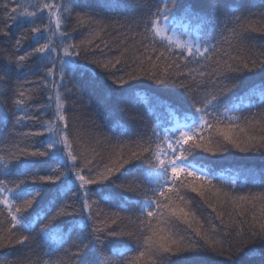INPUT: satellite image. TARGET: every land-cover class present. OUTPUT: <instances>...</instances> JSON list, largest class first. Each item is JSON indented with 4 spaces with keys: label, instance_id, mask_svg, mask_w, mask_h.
<instances>
[{
    "label": "snow or ice",
    "instance_id": "6c2138e0",
    "mask_svg": "<svg viewBox=\"0 0 264 264\" xmlns=\"http://www.w3.org/2000/svg\"><path fill=\"white\" fill-rule=\"evenodd\" d=\"M195 2L188 0L177 11L178 0H159V6L147 10L141 21L143 32L138 34L139 48L147 55H138L139 48L123 43L114 57L108 55L112 46L103 42L109 25L101 12L121 10L122 0L0 3V37H9L13 23L27 24L30 37L23 34L16 38L14 49L19 52L25 42L32 41L22 55L9 57V63L18 73L36 76L34 81L17 82L13 90V129L31 123L34 130L22 133L17 143L0 154V216L6 212L8 223L5 230V221L0 219V250L20 245L31 253L35 242L31 234L37 228L44 255H54L70 241L74 249L65 250V257L56 261L29 255L18 264H167L178 253L223 257L225 242L228 256L218 264H252L257 248H248L249 243L259 246V264H264V192L234 195L226 190L254 181L256 172L230 169L225 181L211 167L194 163L198 150L211 156L229 149L264 155V113L259 118L253 114L251 119L235 114L257 106L253 97L264 104V81L242 94L234 92L245 73L264 71V53H252L245 43L255 34L264 36V13H246L234 0H206L207 10H198ZM76 8L83 11L76 12ZM73 16L75 25L71 24ZM69 27L72 31L65 30ZM81 27L91 31L89 38L77 43L73 33ZM32 60L38 65L35 72L28 68ZM192 63L197 69L188 68ZM128 64L134 65L132 71L118 76ZM77 73H90V85L113 96L126 95L133 103H147L148 97L137 92L131 81L147 77L156 85H176L184 77L192 83L180 82L178 86L191 97V103L186 108L167 105L168 119L156 116L150 131L138 132L135 140L112 142L98 132L85 136L69 114L75 101L69 99L74 93L67 85ZM25 84L35 87L26 88ZM39 89L44 90L43 103H36ZM124 111L131 121L140 119L138 114ZM114 115L113 109H105V118L112 120L110 130L128 136L129 127ZM0 120L7 123L3 114ZM36 138V143H29ZM260 175L264 181V169ZM217 179L226 187L214 183ZM49 190H54V196L45 208L26 215L41 193ZM189 191L198 194L213 212L218 207L225 209L218 213L225 239H217V227L206 228L196 216L191 201L182 194ZM94 193L100 199H93ZM128 193H134L135 199H129ZM58 199H74L80 206L57 205ZM101 202L121 208L135 205L138 215L132 219L107 212ZM53 208L55 214L49 219L47 212ZM225 217L229 223H224ZM61 218L68 220L66 229L53 224ZM43 219L48 223L41 226ZM178 224L185 226L187 235L177 231ZM73 233L76 240H72ZM246 248L247 261L234 259Z\"/></svg>",
    "mask_w": 264,
    "mask_h": 264
},
{
    "label": "trees",
    "instance_id": "16d2710c",
    "mask_svg": "<svg viewBox=\"0 0 264 264\" xmlns=\"http://www.w3.org/2000/svg\"><path fill=\"white\" fill-rule=\"evenodd\" d=\"M5 2V0H0V3ZM20 3H25L26 0H19ZM30 3H37L38 0H27ZM67 2V0H66ZM235 3L239 4L243 11L256 13L259 16L260 13H264V0H234ZM124 7L121 10L115 12H101L105 22L109 25L107 29V34L103 36V42L109 43L112 46L111 52L108 53L110 57L119 55L120 50L123 47V43H126L129 47L136 46L139 48L140 33L143 32V25L141 23L142 19L147 15V10L152 8L153 5L159 6V0H122ZM188 3V0H178L177 11L181 10L185 4ZM12 6H15L13 4ZM194 6L199 10H207L206 0H196ZM29 10H32L31 8ZM100 11L99 9H97ZM154 10V9H153ZM83 9L76 8V12H81ZM2 15V13H0ZM256 17H254L255 19ZM43 22V21H39ZM72 25H75V17L71 21ZM0 23V27H2ZM222 25L216 27L217 38H219V32ZM29 26L23 24L22 26L17 23H13L9 28V37H0V96L3 97V103H0V114H3L7 117V123L3 120H0V154H3L6 147L10 146L13 143H17L22 138V133L29 130H34L31 123L27 127L20 126L13 129V112L14 108L12 105L13 90L16 87L17 82L24 84L27 81L36 80V76L33 74L24 75L18 73L15 69L14 64L9 63V57L15 58L16 55H22L32 41L29 39L24 43V46L17 52L14 49V41L16 38L20 37L23 34H28ZM66 31H72V28L69 27L65 29ZM208 31V29H206ZM91 30L86 27L78 28L73 33L74 40L79 43L82 40L89 38V32ZM215 43V41H213ZM245 43L252 49V53L259 54L264 53V36L255 34L254 38H250L245 41ZM103 47V44H101ZM219 47H227V45H219ZM107 51V50H105ZM147 55L144 53L142 48H139V54ZM83 55V54H82ZM92 57H89L91 59ZM82 62H85L82 60ZM38 65L35 60L28 62V68L32 69L33 72L37 69ZM134 65L128 64L124 69H121L117 72V75H123L124 72L132 71ZM28 68L25 69V72L28 71ZM188 68L197 69V65L192 63L188 65ZM185 72L187 68L183 69ZM90 73H85L83 75L77 73L76 79L68 83L67 87L72 89L74 95L69 97L70 100L75 101V104L70 109V115L74 118L73 122L79 126L82 132L87 136L88 133H101L102 136L112 138V142L116 140L122 141H131L136 139V134L138 132L147 133L150 131L151 125L156 122V116H159L162 121L167 120V111L166 106L171 105L173 107L186 108L191 103V97L185 92L184 89L180 88L178 84L180 82L191 84L192 81L181 77L176 85H156L154 81L148 79L147 77H142L140 80L131 81L130 84L136 87L137 92H141L148 97L147 103L136 102L133 103L126 95L121 94L120 96H113L110 93H107L103 88L98 86H92L88 83L90 79ZM216 79V77H212ZM242 83L238 89H235L234 92L237 94L244 93L247 89L254 85H259L264 81V71L257 70L255 73H245L242 77ZM223 83L230 84L232 81H224ZM26 88H34L35 85L25 84ZM80 88V91H76V87ZM128 87V86H125ZM210 89L212 88L211 83L207 85ZM62 92H66L64 87L61 88ZM231 95V94H230ZM37 101L36 103L44 102V90L39 89L36 92ZM199 98V94H197ZM254 100L256 97H253ZM255 107L245 108L243 111L237 112L236 115L242 117H248L249 119L253 118V114H256L259 118L261 113H264V104L256 98L254 101ZM111 108L114 110V119L119 118L124 121L130 129V134L128 136H119L118 131L110 130L109 125L112 123V120L105 118V109ZM152 108L153 112H149L148 109ZM132 115L138 114L140 119L137 121H131L126 115L125 111ZM35 140L29 141V143H36ZM21 147H24V144H21ZM196 160L194 163H201L207 165L214 170H220L227 173H230V169L238 168H250L256 172V178L254 181H249L245 186H238L235 189L227 188L226 184L222 183L220 180H215L218 186L226 187V190L232 192L234 195H249L257 194L264 192V181H262L260 170L264 169V155L258 153H241L235 149H229V151L211 156L210 154L203 153L198 150L195 154ZM192 159V156L189 157ZM58 166V165H54ZM33 173H29L31 175ZM41 174H47L41 172ZM0 178H3L0 175ZM131 178V177H129ZM15 179V177H12ZM20 179H27V177H20ZM11 186V185H10ZM185 195L186 200L191 201V209L195 211L196 216L199 217L201 221L204 222L205 227L209 225H215L218 229L217 239H225L223 232L224 224L221 222V218L218 213L225 211L223 208H217L216 212H213L211 208L205 204L202 199L196 193L187 192L182 193ZM129 199H135L134 193H128ZM54 190H49L48 192H42L40 197L37 198L33 207L28 210L26 215L33 216L36 213L40 212L45 208V205L48 204V201L53 199ZM93 199H100L98 193L93 194ZM72 204L75 207L79 208V202L74 199H58L57 205L62 204ZM100 207L107 212H119L122 217H131L135 219L138 215V208L135 205H128L124 208L118 207L115 203H104L101 202ZM0 211H2V206H0ZM55 214L54 208L52 211L47 212V216L50 219L52 215ZM0 219H4L3 228L6 230L8 228L7 223V213L4 212L3 216H0ZM41 226L48 223V219H43L39 222ZM224 223H229L228 218H224ZM54 226H59L61 228H67L68 220L67 218H61L60 220L53 222ZM123 227V225H121ZM185 226L183 224L177 225V231L181 235H187L184 231ZM33 232L31 235L35 238L33 244V251L30 253L29 249L24 246L15 245L13 247L5 248L0 250V264H18V262H23L25 259L31 255L33 258L39 256L41 260L44 261H56L62 257H65V250H74L71 247V241L68 244H65L64 247L57 253L52 256L44 255L45 252L44 246L41 244L40 239L37 237V233ZM19 235V233H17ZM77 235L73 233L72 240H76ZM235 242V237L233 238ZM111 246V242L110 245ZM227 242L224 243L225 255L223 257L215 253H204L200 255L193 256L189 253H178L172 255L167 264H218V262L223 261L227 258ZM257 248V254L252 257V264H259V246H255L252 243L248 244V248ZM107 250V249H106ZM247 248L241 252L240 257L234 259H239L241 261H247L249 257L245 255ZM119 257H113V260H118Z\"/></svg>",
    "mask_w": 264,
    "mask_h": 264
},
{
    "label": "rangeland",
    "instance_id": "374dc122",
    "mask_svg": "<svg viewBox=\"0 0 264 264\" xmlns=\"http://www.w3.org/2000/svg\"><path fill=\"white\" fill-rule=\"evenodd\" d=\"M205 31H207L206 29H205ZM257 99H259L258 97H256ZM256 98H255V100H256ZM254 100V98H253V100H252V103L254 104L255 101ZM236 114V113H235ZM215 172L218 174V175H220V174H222L224 177H225V181L227 180V178H228V176L231 174V173H227V172H224V171H220V170H215ZM219 180V179H218ZM221 181V180H220Z\"/></svg>",
    "mask_w": 264,
    "mask_h": 264
}]
</instances>
